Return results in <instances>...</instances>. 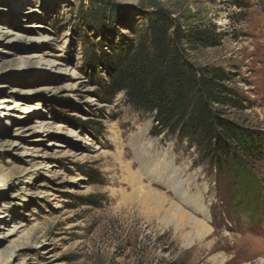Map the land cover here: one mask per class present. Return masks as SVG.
<instances>
[{
  "label": "rangeland",
  "instance_id": "374dc122",
  "mask_svg": "<svg viewBox=\"0 0 264 264\" xmlns=\"http://www.w3.org/2000/svg\"><path fill=\"white\" fill-rule=\"evenodd\" d=\"M158 10L199 32L189 62L230 74L223 118L264 142V0H0V264H264V163L239 179L100 96ZM129 172L211 233L176 235Z\"/></svg>",
  "mask_w": 264,
  "mask_h": 264
},
{
  "label": "trees",
  "instance_id": "16d2710c",
  "mask_svg": "<svg viewBox=\"0 0 264 264\" xmlns=\"http://www.w3.org/2000/svg\"><path fill=\"white\" fill-rule=\"evenodd\" d=\"M198 33L184 31L172 25L169 14L154 11L138 32L134 47L113 57L106 84L109 95L100 96L109 104L122 93L126 105L153 116L157 132L176 134L220 170L238 172L236 177L244 179L264 163V142L223 118L219 107L241 110L243 105L237 92L224 85L231 80L230 74L189 62L185 41L202 40Z\"/></svg>",
  "mask_w": 264,
  "mask_h": 264
},
{
  "label": "bare ground",
  "instance_id": "6f19581e",
  "mask_svg": "<svg viewBox=\"0 0 264 264\" xmlns=\"http://www.w3.org/2000/svg\"><path fill=\"white\" fill-rule=\"evenodd\" d=\"M125 167L128 171L129 164H126ZM127 175L133 180L131 184L134 190V194H136L138 197H142L151 205L153 204L150 210L158 209V212H155L157 216L163 215L161 219L160 217H158L157 220H160L159 222L164 220L166 225H169V227H171L176 232V235L181 236L183 232L182 228L187 226H190L192 230H194L196 238L198 239L208 236L211 233V228L207 225L206 222H204L203 220H199L193 217L188 212L184 211L180 206H178L179 204L177 205L176 203L168 199L166 195L159 193L156 190H153L141 183L136 173L132 172L130 174L129 172ZM192 206L195 210H198L200 213H202V206L194 204V202ZM184 240L186 241V245H189L192 242V239L187 235H184Z\"/></svg>",
  "mask_w": 264,
  "mask_h": 264
}]
</instances>
